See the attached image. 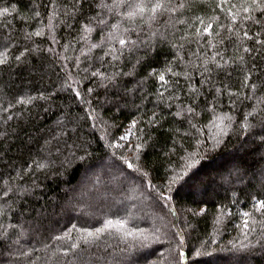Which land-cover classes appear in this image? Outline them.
<instances>
[{
  "label": "trees",
  "instance_id": "16d2710c",
  "mask_svg": "<svg viewBox=\"0 0 264 264\" xmlns=\"http://www.w3.org/2000/svg\"><path fill=\"white\" fill-rule=\"evenodd\" d=\"M139 2L0 0V264H264V0Z\"/></svg>",
  "mask_w": 264,
  "mask_h": 264
},
{
  "label": "snow or ice",
  "instance_id": "6c2138e0",
  "mask_svg": "<svg viewBox=\"0 0 264 264\" xmlns=\"http://www.w3.org/2000/svg\"><path fill=\"white\" fill-rule=\"evenodd\" d=\"M114 3H117V2H120V3H123L124 0H113ZM253 3H256L257 0H252ZM143 3H144V0H140V2L137 4L135 10L133 11H129L126 15H127V18L129 19H132L134 18L137 14H143L145 12V7L143 6ZM162 2L161 0H157V2L155 3V5L152 7L151 11L153 13H156L157 11H159L162 7ZM245 11H247V9H245ZM4 12L6 13L7 12V9H4ZM209 27H211V25H209ZM205 31H207V29H205ZM37 35H39L40 33H36ZM245 35L247 36V33H245ZM120 44L123 45L125 44V40L121 39L120 41ZM245 51H249V49H245ZM17 59H19V57H17ZM5 61L3 59H0V64L4 63ZM161 80H163V76L160 77ZM133 127H135V125H133ZM122 138H126V137H122ZM257 207L259 209H264V201H260L258 202V205Z\"/></svg>",
  "mask_w": 264,
  "mask_h": 264
},
{
  "label": "rangeland",
  "instance_id": "374dc122",
  "mask_svg": "<svg viewBox=\"0 0 264 264\" xmlns=\"http://www.w3.org/2000/svg\"><path fill=\"white\" fill-rule=\"evenodd\" d=\"M130 134H131V130H130V128H128V129L124 132V134H123V136H122V137H126V138H122V137H121V140L124 141V142H128V140H129V138H130Z\"/></svg>",
  "mask_w": 264,
  "mask_h": 264
}]
</instances>
